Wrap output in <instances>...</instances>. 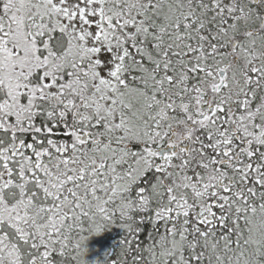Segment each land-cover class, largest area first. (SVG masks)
Wrapping results in <instances>:
<instances>
[{
	"label": "snow or ice",
	"instance_id": "6c2138e0",
	"mask_svg": "<svg viewBox=\"0 0 264 264\" xmlns=\"http://www.w3.org/2000/svg\"><path fill=\"white\" fill-rule=\"evenodd\" d=\"M0 264H264V0H0Z\"/></svg>",
	"mask_w": 264,
	"mask_h": 264
},
{
	"label": "trees",
	"instance_id": "16d2710c",
	"mask_svg": "<svg viewBox=\"0 0 264 264\" xmlns=\"http://www.w3.org/2000/svg\"><path fill=\"white\" fill-rule=\"evenodd\" d=\"M119 239L118 230H113L109 233H106L100 244L97 243L95 239L90 242V249L94 257L102 256V253L108 250L110 247L114 246L115 242Z\"/></svg>",
	"mask_w": 264,
	"mask_h": 264
}]
</instances>
